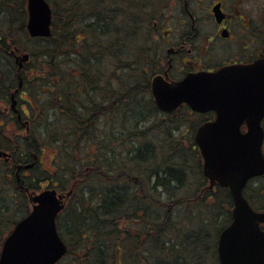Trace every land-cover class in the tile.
I'll use <instances>...</instances> for the list:
<instances>
[{"label": "trees", "instance_id": "16d2710c", "mask_svg": "<svg viewBox=\"0 0 264 264\" xmlns=\"http://www.w3.org/2000/svg\"><path fill=\"white\" fill-rule=\"evenodd\" d=\"M12 1L1 0L0 3H7L5 8L10 12L8 5ZM47 1L52 7L51 36L32 41L22 38V49L31 56L25 71L32 79L24 80L20 90L22 96L27 94L31 98L29 106L35 101L42 109L47 125H44V138L40 137L53 148L54 159L63 158L62 174L56 175L60 179L56 184L61 190L68 184L71 191L65 208L57 217L58 232L67 245L66 255L57 264H126V252L134 264H192L188 248L196 245V241L200 244L201 239L196 240L191 234L178 240L163 238V234L168 233L166 230L175 229L171 221L173 211L179 205L199 202L210 211L205 221L209 215L222 216L226 227L231 220L232 204L227 190L219 187L214 192L203 193L212 202L208 205L207 201L175 198L178 188L184 187L182 166L191 154L184 155L179 144H168L169 135L162 129L159 135L163 136L161 147L163 144L164 150L158 154L160 162L157 161L153 152L155 145L146 140L148 128L140 126L145 123L144 114L156 112L142 71L150 51L151 23L169 11L172 0ZM22 2L24 4L25 0ZM14 15L5 13L0 18V31L13 35L15 40ZM7 70L6 73L0 71L1 97H7L17 83ZM113 103L117 106L116 112L110 108ZM102 105L108 107L109 115L113 114L114 121L117 120L119 134L114 145L106 142L110 140L109 135L98 133ZM151 121L159 119L151 116ZM176 122H184L181 124L184 125L187 120L171 121L169 125L174 126ZM158 124L163 125L161 121ZM32 138L30 132L28 138L19 141V159L31 150ZM188 149L193 152L196 166L201 168L191 142ZM73 152L74 158L79 156L77 161L72 158ZM142 167L146 177L143 185L138 171ZM3 171L8 189H13H9L8 197L14 208L0 205V249L14 224L28 211L26 196L11 187V175ZM200 178L199 181H205L203 176ZM89 182L101 183V189L89 190L84 186ZM253 193L246 192L248 201L254 208L263 209L264 179ZM2 197L4 194L0 191ZM158 211L166 213L162 217L164 222L157 220ZM16 213L21 215L16 216ZM137 214L142 219L140 232L145 243L141 239L133 243L129 235L127 242L116 239V228L122 217L132 219ZM128 221L131 225L138 223Z\"/></svg>", "mask_w": 264, "mask_h": 264}, {"label": "flooded vegetation", "instance_id": "af4514ba", "mask_svg": "<svg viewBox=\"0 0 264 264\" xmlns=\"http://www.w3.org/2000/svg\"><path fill=\"white\" fill-rule=\"evenodd\" d=\"M6 4L0 3V12L4 15L5 13L16 14L14 15L16 34L14 40L13 35L8 36L5 32H0V71L6 73L9 69L13 74L12 77L17 79V87L20 78L22 83L24 80L32 79L25 71L27 63L25 62L22 68L18 69L17 59L22 57L23 52H26L22 49V38L28 41L33 39L26 33V0L24 4L22 0H13L12 4L8 5L12 9L10 12L5 8ZM169 10L166 17L159 16L151 23V33L148 36L150 51L142 71L146 75V85L156 112L155 114H144L145 123H140V126L144 128L151 120V116L163 119L161 120L163 125L166 120H195L196 126L191 127L186 124L181 125L184 122L181 124L176 122L175 133L181 136L190 135L193 138V148L196 149L201 160L194 137L201 125L213 123L216 120L217 112L214 110L195 111L186 103H181L170 113L158 111L152 95V81L160 77L165 83H178L189 75L212 74L227 66L248 65L264 59V3L262 0H172ZM174 10H177V16L170 15ZM3 14L0 13L1 19L4 17ZM16 87L9 91L7 97H1L0 91V101H2L0 133L5 123L9 122L11 127L9 135H2L7 145L0 146V150L10 156L5 159L1 158L0 165L5 167L6 174L10 173L20 192L30 193L34 191L35 183L40 180L38 179L40 172L46 174V177L41 179L47 182L45 187H49L50 184L54 185L53 179L49 178V170L55 154L50 144L43 143L44 125H47V122H44L42 109L34 101L29 112V102L22 97L23 91L19 90L15 93ZM99 101L102 100L99 99ZM110 108L114 109V112L117 110L115 103ZM108 109L103 105L100 107L102 112L98 114V133L109 135L110 140L106 142L114 145L119 129L117 120L114 121L113 114L109 115ZM52 112L53 109L50 110V114ZM231 114L233 115L231 120H239L237 126L240 134H248L253 124L246 119V116L251 114L238 112ZM260 120L264 131V116ZM230 125H235V123L232 122ZM30 132L33 135L31 150L25 155L26 157L19 159L18 143L28 138ZM31 161H34L32 168L16 171L17 164ZM44 163L46 167H43ZM7 166L10 168L7 169ZM202 176L205 186L202 187L199 196H202L204 192H214L216 189L215 185L211 186L209 180L203 174ZM263 179L264 176L252 178L246 188L247 192L254 183L258 184ZM197 195L191 199H198ZM260 227L264 230V225Z\"/></svg>", "mask_w": 264, "mask_h": 264}, {"label": "water", "instance_id": "95a60500", "mask_svg": "<svg viewBox=\"0 0 264 264\" xmlns=\"http://www.w3.org/2000/svg\"><path fill=\"white\" fill-rule=\"evenodd\" d=\"M27 13L29 35L49 37L51 10L46 0H27ZM28 58L23 54L17 59L18 69ZM152 95L156 107L164 112L174 111L181 103L195 111L217 112L216 120L201 125L194 139L203 159V174L211 186L217 183L227 188L232 200L231 223L218 240L219 264H264V230L260 228L264 211H254L243 195L248 180L264 175V132L260 126L264 115V59L247 66L224 67L217 73L191 75L178 83L168 84L156 77ZM234 112L251 114L246 116L253 124L248 134H240L239 120H231ZM232 122L235 125H230ZM5 156L0 152V158ZM70 193L45 189L30 197V212L16 223L2 244L0 264H54L65 254L55 219Z\"/></svg>", "mask_w": 264, "mask_h": 264}, {"label": "rangeland", "instance_id": "374dc122", "mask_svg": "<svg viewBox=\"0 0 264 264\" xmlns=\"http://www.w3.org/2000/svg\"><path fill=\"white\" fill-rule=\"evenodd\" d=\"M52 1L53 0H51V2ZM262 3H264V0H262ZM169 11L167 10L163 14V16L166 17L169 14ZM170 15L171 16H177L178 15L177 10H174V12L171 13ZM115 71L118 75L119 72L117 71V69H115ZM22 97L26 101H28L29 103L31 102V98L27 94L22 96ZM1 105H2V101H0V108H1ZM30 111H31V108L29 106V112ZM161 120H163V119H161ZM161 120L159 119V121H161ZM158 122H156V121L147 122V125L145 126V128H148L146 130V140L152 142L155 145L153 152L156 154L155 157H156L157 161H159V159H160V158L158 159V154L160 155V152L162 150H164L162 148L163 144L161 147V139L163 136L159 135L161 133L162 129H163L162 132H164L166 135L167 134L169 135L168 140H170V141L168 142V144H170V143L179 144L183 147L182 149H183L184 155L187 154V156L189 157V154H191L190 157L187 158V162L185 163V165L182 166V171H183V175H184L182 181L184 182V184H183L184 187L178 188V190L174 193V197L177 199L183 198L184 201H188L191 198H195L196 197L195 195H197V194H198L197 196H199L201 194L202 187L205 186V182L198 180L200 177H202V175L200 174L201 168H198L196 166V163L194 162V159L192 158L193 152L191 153L189 151L190 149H188V143L189 142H191L193 145L192 137H188L186 135H182V136L176 135V133L174 132V129L176 126L169 125V123L171 122L170 120L164 121L163 126L158 124ZM161 122H163V121H161ZM173 122H175V121H173ZM196 124H197V122L195 120H192V119H189L186 123V125L190 126V127L196 126ZM167 126H169V128H167ZM2 127L3 128H2V131L0 133V146H5V145H7V142H6L5 137H3L2 135H9L11 133V127L9 126V122L5 123L4 126H2ZM156 135H158L157 138H156ZM195 152L197 153L196 149H195ZM72 154H73L72 158H74V152ZM78 157L79 156H75L74 160L77 161L76 159ZM62 160H63V158H56L53 160V164L50 165V170H49L50 177L49 178L53 179L54 183H57L60 180V179L56 178L57 177L56 175L62 174L61 169H60V166L62 165ZM124 161H126V160H124ZM44 166L46 167V163H44L43 167ZM147 166L149 167L150 163H147ZM143 167L138 169L139 177H140L142 185L145 184V181H146V177L143 173ZM6 168L8 169L10 167L7 166ZM3 170H5V167L0 165V191L2 192V194H4V197L0 198V205L4 204L5 206H7L8 208H10L12 210L14 208V206L10 204V202H12V201L9 200L8 195H9V189L12 191H13V189L12 188L8 189V185L6 183V178H4L3 174L1 173ZM84 170L85 169L82 168L81 173H83ZM38 175H40V181H39L40 187L44 188L47 183L43 182V180H41V179L45 178L46 174L44 172H40ZM98 180H100V176H99ZM89 183L84 185V186H87L89 188V190H95L97 192L101 189V183H94V182H91L90 184ZM258 184L254 183V185L250 188L248 193L251 192L252 194H254L253 190H255L257 188ZM65 186L66 187L64 190H61V186L59 184L56 185V188L61 192H65V191H68V184H66ZM11 187H14V185H11ZM87 187H86V189H87ZM126 187L128 189L134 188V186L133 187L132 186H126ZM252 188H253V190H251ZM5 189H6V194H5ZM38 189L39 188H37V191H38ZM193 200H198V201H202V202L207 201V205H208V203L210 204V202H211V201L209 202L208 201L209 199L205 198L204 195L199 196L198 199H193ZM26 202H28V200ZM204 204H206V203H204ZM224 208L227 209L228 208L227 205H225ZM26 209L29 210V204L28 203H27ZM208 212L210 213V211H208V209H205L204 207H202L199 202L192 203L190 205H179L173 211V218L171 220L172 223L175 224V229L169 230L167 228L168 230H166V232H168V233L163 234L164 240H167V239L178 240L179 238H183V237L190 235V234H191V236H195L196 240H198V238L201 239L200 244H199V242L197 244V241H196L195 242L196 245H194L193 247H190V245H187V247H190V248H188V251H187L188 255L193 257V259H192L193 263L192 264H218V259L216 258V256H217V254H216L217 241H218L219 233L222 230V228L224 227L225 222L223 221L222 216H217L214 214H213V216L209 215L207 218L208 221H205L206 220L205 216L208 214ZM165 214H166L165 212L158 211L157 212V216H158L157 220L161 219L160 221L164 222L165 218L162 219V217H163V215L165 216ZM19 215H21V213H16V216H19ZM139 215L140 214H137V216H135L132 219H127L125 217H122L124 219L119 223L118 228H116L115 238L118 240H121V241L125 240L127 242L128 235H129V237L131 238V242L133 241V243H134L138 239H141L143 241V243H145L144 242V235L142 232H140L143 225L141 224L142 219ZM62 218H61V221H65V219H62ZM128 220H130L132 222L137 221L138 223H134L133 226H131V222H129ZM129 223H130V226H129ZM124 262L126 264H134V263H132L131 259L130 260L128 259V253L127 252L125 253V256H124ZM188 264H190V263H188Z\"/></svg>", "mask_w": 264, "mask_h": 264}, {"label": "bare ground", "instance_id": "6f19581e", "mask_svg": "<svg viewBox=\"0 0 264 264\" xmlns=\"http://www.w3.org/2000/svg\"><path fill=\"white\" fill-rule=\"evenodd\" d=\"M1 14H3L2 12H0ZM4 15V14H3ZM1 32V31H0Z\"/></svg>", "mask_w": 264, "mask_h": 264}]
</instances>
